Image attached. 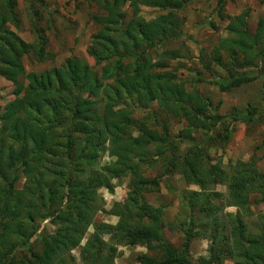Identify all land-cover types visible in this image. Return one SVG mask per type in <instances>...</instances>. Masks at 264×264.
Returning <instances> with one entry per match:
<instances>
[{
	"label": "trees",
	"instance_id": "1",
	"mask_svg": "<svg viewBox=\"0 0 264 264\" xmlns=\"http://www.w3.org/2000/svg\"><path fill=\"white\" fill-rule=\"evenodd\" d=\"M3 1L5 4L0 10V75L15 85V98L4 110H0V264H75L72 251L81 246L92 224V215L98 210V187H111L109 179L126 172L131 175L127 201L140 202L124 210L117 208L119 222L116 227L106 223L94 225L95 231L82 246L81 259L84 264H116L115 260L122 251L112 244L113 240L123 246L143 245L150 251L156 248L163 256L159 260L146 253L141 254L137 257L139 264H223L228 259L234 264H264V213L255 212L251 204L252 196L258 194H262L260 201H264V173L258 169L255 160L237 161L232 168L236 177L230 179L220 164L212 163V157L202 147V143L207 145L214 142L213 134L206 136L203 142L189 140L184 132L173 137L169 125L153 117L152 110L147 115L154 120L139 123L141 126L135 130L133 125L137 122L131 110H116L108 103L100 109L98 100L89 98L90 95L98 96L101 84L97 73L80 58H68L64 66L41 74L27 72L24 57L34 53L41 60L46 56V49L42 46L35 50L34 45L11 28H18L21 23L15 14L17 3L13 0ZM29 1L44 3V0ZM104 2L107 13L98 18L102 26L100 35L118 55V73L106 71L104 77L115 79L114 82L120 86H131L129 92H145L149 101H157L167 108L169 114L184 119L197 129L208 123L215 127L226 122L227 117L207 115L206 108L211 102L204 100L197 88L188 91L171 72L168 59H178L179 55L168 51L166 46L170 40L183 36L181 20L175 12L184 6L183 0ZM126 4L159 7L168 12L146 21L138 16L136 10V15L126 24L122 11ZM223 5L224 0H220L218 12L221 15ZM247 23L248 15L230 19L227 30L236 37L222 42L229 59L226 60L220 48H215L211 53L210 60L224 66L228 74L212 80L223 91L240 87L259 76L263 77L264 88V16L259 20L254 34ZM113 31H118L115 37L112 36ZM142 44L146 48L144 53L139 51ZM127 45L131 46L130 51ZM150 48L161 50L162 61L158 60L159 64L152 63L148 54ZM128 56L134 58L133 64L124 63ZM156 66L164 69L163 73L156 71ZM204 66L210 69L211 63L204 62ZM237 67L255 68L256 72L238 73ZM21 78L28 80V83ZM85 94H88L87 98ZM66 116L68 125L65 123ZM232 118L233 121L252 120L250 114L232 115ZM74 131L83 133L84 138L80 142L74 139ZM208 131H211L210 128ZM56 133L65 141L56 137ZM217 134L228 137L224 129ZM219 140L224 142V139ZM83 142L86 145L81 148ZM182 142L192 146L185 153H177ZM74 144H78L76 149L81 153L76 158L72 152ZM101 144L116 156L114 168L106 166L102 171L93 170L91 174L78 173V180L74 177L77 182L73 185L72 176H69L72 166L81 159L89 168L96 160L98 148L103 149ZM155 147L154 154L158 156L164 154L160 149L170 150L172 159L168 162L167 170L183 175L186 182L202 188L191 197L198 212H193L188 227L182 228L185 238L181 251L163 236L161 209L142 202L143 193L159 189L163 178V175L153 179L143 176L141 164L152 162L155 155L152 160L149 156ZM60 149L64 150L67 158L59 156ZM55 157L60 158V168L54 163ZM136 159L139 161H134ZM19 172H24L26 177L22 188L16 187ZM39 174L42 175L41 179L38 178ZM50 174L56 175L52 176L54 187L46 183L45 178ZM204 176L211 177L216 183L228 182L229 193L222 207L204 190ZM216 194L220 196V193ZM57 197H63V205L59 209L56 207ZM50 205L52 210L49 209ZM223 207L237 208L235 219L241 241L238 246H234L230 234L225 233ZM41 216L49 219L57 229L54 234L42 238L39 235L42 247L35 249L31 245L37 232H34L32 223ZM196 217L212 230L208 255L198 263L189 258L191 241L200 234L196 229ZM108 231L111 236L106 241L104 234ZM22 247L28 248L27 254H19Z\"/></svg>",
	"mask_w": 264,
	"mask_h": 264
},
{
	"label": "rangeland",
	"instance_id": "2",
	"mask_svg": "<svg viewBox=\"0 0 264 264\" xmlns=\"http://www.w3.org/2000/svg\"><path fill=\"white\" fill-rule=\"evenodd\" d=\"M13 1L17 3L15 14L19 16L21 23L20 27L11 26V28L26 42L34 45L35 50L42 46L46 49V56L41 60L34 53L24 57L23 61L27 72L41 74L44 71L64 66L68 58H80L93 69L92 71L97 73L101 88L97 97L90 95L89 98L95 101L98 100L100 109L108 103L116 110H131L134 120L137 122L133 125L135 130L141 126L139 123L154 120L152 117L149 119L150 115H147V112L152 110L153 117L169 125L173 137L184 132L189 140L194 139L197 142H203L206 136L213 134L212 140L214 142L207 145L202 143V147L212 157V163L220 164L229 174L230 179L236 177L232 168L237 161L255 160L258 169L264 173L263 77L259 76L254 81L232 88L230 91H223L212 80L227 76L226 69L224 66L217 65L210 60L211 53H213L215 48H220V52L226 56V60L229 59L225 48H222V42L225 39L235 38L236 36L227 30V25L230 19L237 17L244 9L249 8L251 11L247 27L251 33H255L259 20L264 16V0H224V5L221 8V11H223L222 15L218 12L220 0H183L184 6L175 11L181 20L183 36L170 40L166 46L168 51L172 50L179 55L178 59H168L171 65V72L174 73L173 75L177 81L184 83L188 91H193V87L197 88L202 98L211 102V105L206 108L207 115L214 114L227 117L226 122H222L219 126L212 127L213 125L208 123L199 129L192 127L184 119L172 116L167 108L161 106L157 101H149L145 96V92H129L131 86H120L114 82L115 79H108L103 76L106 71H110L113 74L118 73V55L111 50V46L106 45L100 35L102 26L98 18L100 15L107 13L106 8H104V0H44L43 4L29 0ZM4 4L5 2L0 0V10L4 7ZM131 6L126 4L122 8L126 18L124 23L126 24L132 19L133 15H136V10H138V16L146 21L154 20L159 15L168 12L159 7ZM117 33L118 31H113L112 36L115 37ZM144 45L142 44L139 49L142 53L146 51ZM130 47L128 46V51L131 50ZM122 48L123 46L120 47V50ZM148 54L152 58V63L159 64L158 60L162 61L161 50L150 48ZM241 58L243 57L241 56ZM126 59L127 61H124L125 64L132 62L134 58L128 56ZM204 62L211 63V68L206 69ZM240 62L244 63L243 60ZM237 69L238 73L256 72L255 68L237 67ZM155 70L162 73L164 71L159 66H156ZM21 80L24 81L25 78H21ZM25 82L28 83V80H25ZM133 82L134 80L131 82L132 85L134 84ZM138 89L140 90V88ZM85 97L87 98L88 94H85ZM14 98L15 85L0 75V110H4L5 106ZM251 110L253 113H250ZM248 114L251 115L252 120L246 122L233 121L232 115L247 116ZM68 121L67 117L66 125L69 124ZM153 126L156 127V125ZM209 128L211 131H208ZM222 129H224L225 134H228V137L218 136V131ZM73 133L74 139L78 142L84 138L81 132L74 131ZM55 135L59 139H63L58 133ZM219 139H224V142H220ZM63 140L65 141V139ZM85 145V142L81 143V148ZM77 146L78 144H74L72 149L75 158L81 155L80 150L76 149ZM102 146L103 149L98 148L96 160L89 165V168L85 167V162L81 159L78 160L79 163H75L72 166L69 176H72L73 185L77 182L74 177L78 180L76 176L78 173L87 172L91 174L93 170L102 171V168L106 166L114 168V163L117 160L116 156L112 155L111 149L105 150L104 145ZM191 146L190 143L182 142L179 144L177 153H185ZM160 150L164 153L163 155L154 154L156 151L155 147L150 153L151 156H149V159L152 160V156L155 155L152 162L141 164L143 176L153 179L163 175L159 189L154 192L143 193L142 202L159 210L161 209V231L163 236L176 249L181 251L185 238L182 228L188 227L192 219V213L198 212L191 197L194 192L201 191L202 188L199 185L186 182L183 175L167 170V165L171 161L172 155L167 148ZM58 153L60 157L67 158L64 150L60 149ZM55 158L54 163L60 168V158ZM134 161L138 162L139 160L136 159ZM66 173L68 174V170ZM128 173L126 172L120 177L110 178L111 187H98L97 195L100 201L98 210H96L94 216L92 215V224L88 227L81 246L72 251L75 264H84L81 259L82 246H85L90 235L95 231L94 225L106 223L116 227L119 222V216L116 213L117 208L124 210L127 206H131L134 203L127 201L131 177ZM40 174L38 175L39 179L42 176ZM52 176L56 177V175L50 174L45 178L46 183L51 186H53L52 183H55ZM67 176L65 175V177ZM25 183L24 172H19L16 187L22 188ZM204 183V190L212 196V200L215 203L222 207L225 196L229 193L228 182L216 183L211 177L204 176ZM216 193H220V196H217ZM252 197V209L255 212L264 213V201H260L262 194ZM62 198L57 197L56 207L58 209L63 205ZM137 203H134L135 206ZM49 209L52 210L51 205ZM223 209L226 222L225 233H229L231 243L234 246H238L241 241L235 219L237 208L223 207ZM195 220L197 223L196 229H198L200 234L191 241L189 258L190 261L198 263L202 257L208 255L212 230L205 227L202 219L196 217ZM32 227L35 229L34 232H37L31 245L35 249L42 247V237L54 234L57 229L44 216L38 217L32 223ZM220 228L223 229L221 223ZM110 236L111 232L108 231L104 234V239L106 241L110 240ZM113 241L112 244H116L119 250L122 251V254L115 260L116 264H139L137 257L145 253L159 260L163 259L162 254L156 248L150 251L143 245L123 246L119 245L116 240ZM27 253L28 248H23L19 254ZM223 264H234V262L228 259Z\"/></svg>",
	"mask_w": 264,
	"mask_h": 264
},
{
	"label": "crops",
	"instance_id": "3",
	"mask_svg": "<svg viewBox=\"0 0 264 264\" xmlns=\"http://www.w3.org/2000/svg\"><path fill=\"white\" fill-rule=\"evenodd\" d=\"M239 15H248V17H250L251 16V11L249 10V8H247V9H244L241 13H239L238 16Z\"/></svg>",
	"mask_w": 264,
	"mask_h": 264
}]
</instances>
